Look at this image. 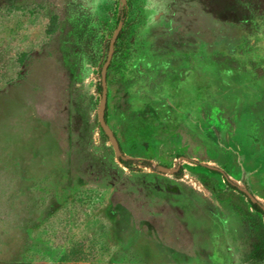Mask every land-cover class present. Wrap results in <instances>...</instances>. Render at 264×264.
Returning a JSON list of instances; mask_svg holds the SVG:
<instances>
[{
  "label": "rangeland",
  "instance_id": "1",
  "mask_svg": "<svg viewBox=\"0 0 264 264\" xmlns=\"http://www.w3.org/2000/svg\"><path fill=\"white\" fill-rule=\"evenodd\" d=\"M203 163L264 205V0H0V264H264Z\"/></svg>",
  "mask_w": 264,
  "mask_h": 264
},
{
  "label": "water",
  "instance_id": "2",
  "mask_svg": "<svg viewBox=\"0 0 264 264\" xmlns=\"http://www.w3.org/2000/svg\"><path fill=\"white\" fill-rule=\"evenodd\" d=\"M123 26V22L121 21L115 31V33L112 36V39L110 41V46H109V52H108V57L107 60L102 68V77H101V83H102V98H101V112H100V118H101V126L102 129L104 130V132L107 134V136L109 137V139L111 140V142L114 145V148L117 152L118 155L121 156V158L123 159H128V155H125L123 153L121 144L117 138V136L115 135V133L112 131V129L110 128L108 121H107V116H106V111H107V101H108V89H107V71L109 68V65L111 63L113 54H114V49H115V43L117 41L118 35L122 29ZM184 160H191L189 157L186 156H181L179 159L178 164L175 167H168V166H164V165H160L159 169L161 172H166V173H171L174 174L176 173L182 166V163ZM205 166L211 168V169H216L221 171L224 175H226L227 178H229L233 183H235L229 176L228 174L221 168L211 165L209 163H203ZM239 186V185H238ZM239 189L244 192L246 194V196L255 203H260L263 210H264V205L259 201V199L249 190L246 189L242 186H239Z\"/></svg>",
  "mask_w": 264,
  "mask_h": 264
},
{
  "label": "trees",
  "instance_id": "3",
  "mask_svg": "<svg viewBox=\"0 0 264 264\" xmlns=\"http://www.w3.org/2000/svg\"><path fill=\"white\" fill-rule=\"evenodd\" d=\"M51 25H54V23L52 22V24ZM50 30H53L52 29V27H51V29ZM106 116H107V112H106ZM121 161L124 163V164H126V165H128L129 163H130V160H128V159H123V158H121ZM215 171H219V170H216V169H214ZM220 173H222L221 171H219ZM177 176H179L180 174H181V171L180 172H177V173H175ZM223 174V173H222ZM225 176V178H226V180H227V183L230 185V186H232V187H234V188H236V189H239V186L236 184V183H233L229 178H227L226 177V175H224ZM240 190V189H239ZM244 193V192H243ZM251 204H252V206L254 207V208H256V209H258V210H260L261 212H263L264 213V210H263V208H262V206H261V204L260 203H255V202H252L251 201Z\"/></svg>",
  "mask_w": 264,
  "mask_h": 264
}]
</instances>
